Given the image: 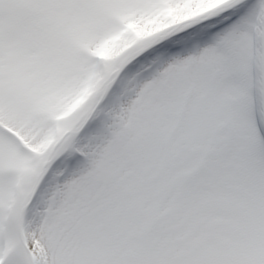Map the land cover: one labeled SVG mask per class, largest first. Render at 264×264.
I'll return each mask as SVG.
<instances>
[{
	"label": "snow or ice",
	"instance_id": "1",
	"mask_svg": "<svg viewBox=\"0 0 264 264\" xmlns=\"http://www.w3.org/2000/svg\"><path fill=\"white\" fill-rule=\"evenodd\" d=\"M154 2L0 0V264H264V0L91 55L118 13ZM197 28L214 42L125 76ZM94 69L98 89L56 120L44 99ZM74 155L81 168L53 171Z\"/></svg>",
	"mask_w": 264,
	"mask_h": 264
},
{
	"label": "rangeland",
	"instance_id": "2",
	"mask_svg": "<svg viewBox=\"0 0 264 264\" xmlns=\"http://www.w3.org/2000/svg\"><path fill=\"white\" fill-rule=\"evenodd\" d=\"M224 2L225 0H155L154 3L148 4L142 9L118 13V19L124 24L123 31L104 39L91 50V55L98 57L105 63L115 62L123 53L136 43L148 41L161 33H166L169 30L178 28L179 26L186 24V22L204 15ZM246 2L249 7H251L256 0H246ZM240 18L241 17L238 16L236 22H238ZM150 20L156 22V25L154 26L155 29L150 28L152 29L153 34L145 37L147 31L141 26L144 25L145 21L148 22ZM206 31V29H195L193 33L189 34L194 37L190 42L192 44L190 45V43H187V46L194 47L197 51L199 48L210 45L214 41L215 31ZM183 49L184 47L182 44H177L175 41L169 42V45L163 44L153 52L149 53L146 57H142L140 60L132 64L127 69L125 76H131L137 71H141V65H147L151 59L159 56L161 57L160 63L147 71H143L141 77V81L151 79L156 70L164 66V64L170 61L175 55H188L190 53H176ZM103 80L104 77L94 69L79 87L74 88L67 95L52 93L44 99L43 103L51 112H59V115H55L54 117L56 120H64L70 117L88 100V98L98 89ZM114 91L118 92V88ZM112 100L113 97L110 96L106 103L111 104ZM102 119L103 118L101 117L92 120L85 128L82 135H87L98 129ZM51 142L52 141L49 140L47 143L38 146L35 151L41 152L42 150H46ZM83 164V158L78 155L66 156L57 161L53 166V171L66 169L65 178H67L71 173L81 168Z\"/></svg>",
	"mask_w": 264,
	"mask_h": 264
},
{
	"label": "bare ground",
	"instance_id": "3",
	"mask_svg": "<svg viewBox=\"0 0 264 264\" xmlns=\"http://www.w3.org/2000/svg\"><path fill=\"white\" fill-rule=\"evenodd\" d=\"M200 12H202V11H200ZM156 25V22L155 21H152V20H150V21H148V22H146L145 21V23H144V25H142L141 27L143 28V29H145L147 32L145 33V37L146 36H151L153 33H152V29H150V28H154V26ZM155 29V28H154ZM208 31V30H207ZM206 31V32H207ZM182 39H184L185 41H186V43L184 44H182V46L184 47V49L182 50V51H178V52H176V53H181V54H184V53H186V52H190V53H194L196 50H195V48L194 47H191V46H187V43L189 44L193 39H194V37H192L191 35H189V36H187V37H183ZM214 42V41H213ZM212 42V43H213ZM211 43V44H212ZM166 45H169V42L168 43H165ZM192 43H190V45H191ZM114 46H115V44H113ZM116 48H118L117 46H115Z\"/></svg>",
	"mask_w": 264,
	"mask_h": 264
}]
</instances>
